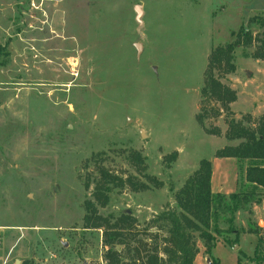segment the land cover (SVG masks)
Wrapping results in <instances>:
<instances>
[{
  "label": "rangeland",
  "instance_id": "obj_1",
  "mask_svg": "<svg viewBox=\"0 0 264 264\" xmlns=\"http://www.w3.org/2000/svg\"><path fill=\"white\" fill-rule=\"evenodd\" d=\"M217 1L0 0V264H109L110 250L143 264L131 250H163L166 228L154 221L176 208L201 161L213 165L215 193L248 186V161L215 153L240 143L226 138L230 119L250 124L264 114L256 46L234 51L233 73L212 72L234 103H204L202 91L211 51L264 16V0H229L226 11ZM100 170L150 190L110 186L102 207ZM87 202L111 224L135 220L127 248L106 246L104 228L86 227ZM233 226L238 235L223 232L211 257L198 242L197 264L253 257L258 236L248 231L264 238V195Z\"/></svg>",
  "mask_w": 264,
  "mask_h": 264
},
{
  "label": "trees",
  "instance_id": "obj_2",
  "mask_svg": "<svg viewBox=\"0 0 264 264\" xmlns=\"http://www.w3.org/2000/svg\"><path fill=\"white\" fill-rule=\"evenodd\" d=\"M257 25L264 30V16L252 17L249 20L247 29L241 28L234 36V41L225 47L213 49L208 57V64L205 71V86L202 91L204 103L214 100L222 106L235 102V94L214 79L212 72L222 70L225 73H233V54L237 48L248 49L256 46L255 52L251 55L253 59L264 61V32L253 33L251 27ZM247 118V117H246ZM244 120L230 119L226 138L229 141H239L235 147H226L215 153L218 159H235L237 161H248L245 171L247 187L242 191L231 194L212 192V163L207 160L200 162L199 168L187 179L184 186L175 195L176 208L172 211L161 214L154 222L159 220L166 228L164 248L159 252L158 248L146 250H131L133 256L138 260H144L143 264H194L199 254L198 242H202L205 253L211 257L212 250L218 244V238L224 232L238 235L234 229V223L239 213L249 212L253 206L263 203L264 195V114L257 121L253 122L250 117ZM199 123H203L204 117L198 116ZM129 159L140 172H145L144 160L138 153H131ZM101 180L97 182L94 197L102 207L107 204L106 191L111 186L123 187L130 184L135 192L148 191L150 187L142 182H133L132 178L113 176L104 170H100ZM159 187L160 184L154 178L144 176ZM88 215L84 222L87 228L105 229L106 246L126 245V238L133 229L135 220L129 215H122L115 224L111 220L98 216V212L92 202H87ZM221 225L228 226L225 231ZM128 233H125L127 232ZM249 234L258 236V244L252 258L246 264H264V238L258 230H249ZM227 244H231L225 239ZM237 239L234 244H237ZM127 248V245H126ZM130 249L128 253H131ZM144 252V253H143ZM166 258H162L161 255ZM132 256V257H133ZM133 257V259H134ZM244 256H240L238 264L243 263ZM107 259L109 264H129L119 260V255L110 250ZM132 264V262H130ZM24 264V263H23Z\"/></svg>",
  "mask_w": 264,
  "mask_h": 264
},
{
  "label": "crops",
  "instance_id": "obj_3",
  "mask_svg": "<svg viewBox=\"0 0 264 264\" xmlns=\"http://www.w3.org/2000/svg\"><path fill=\"white\" fill-rule=\"evenodd\" d=\"M245 1L247 2V1H249V0H245ZM217 2L219 3L218 7H219L220 10H222V11H226V10H228L227 6H228V2H229V0H220V2H219V1H217ZM217 2H216V3H217ZM254 16H255V15H254ZM254 16H251V17H254ZM251 17H250V18H251ZM250 18H249V19H250ZM257 63L260 64V65H264V61H260V60H258ZM260 71H261V70H260ZM261 73H264V71H263V72L261 71ZM212 167H213V165H212ZM212 192L215 193L214 190H213V176H212ZM218 193H219V192H218ZM223 194H224V193H223ZM197 256H199V254H198ZM197 260H198V259H197V257H196L194 264H197Z\"/></svg>",
  "mask_w": 264,
  "mask_h": 264
},
{
  "label": "water",
  "instance_id": "obj_4",
  "mask_svg": "<svg viewBox=\"0 0 264 264\" xmlns=\"http://www.w3.org/2000/svg\"><path fill=\"white\" fill-rule=\"evenodd\" d=\"M138 48L140 49V48H141V46H140V47L138 46ZM17 263L19 264V261H18Z\"/></svg>",
  "mask_w": 264,
  "mask_h": 264
},
{
  "label": "bare ground",
  "instance_id": "obj_5",
  "mask_svg": "<svg viewBox=\"0 0 264 264\" xmlns=\"http://www.w3.org/2000/svg\"><path fill=\"white\" fill-rule=\"evenodd\" d=\"M140 47V46H139Z\"/></svg>",
  "mask_w": 264,
  "mask_h": 264
}]
</instances>
